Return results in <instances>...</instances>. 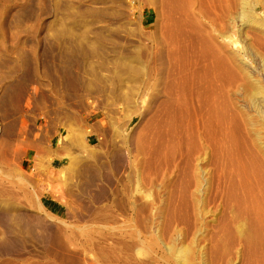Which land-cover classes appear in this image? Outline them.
Instances as JSON below:
<instances>
[{
	"label": "bare ground",
	"instance_id": "6f19581e",
	"mask_svg": "<svg viewBox=\"0 0 264 264\" xmlns=\"http://www.w3.org/2000/svg\"><path fill=\"white\" fill-rule=\"evenodd\" d=\"M149 2L147 48L103 71L150 102L129 120L131 160L110 152L114 179L96 155L98 109L0 146V264H264V0Z\"/></svg>",
	"mask_w": 264,
	"mask_h": 264
},
{
	"label": "rangeland",
	"instance_id": "374dc122",
	"mask_svg": "<svg viewBox=\"0 0 264 264\" xmlns=\"http://www.w3.org/2000/svg\"><path fill=\"white\" fill-rule=\"evenodd\" d=\"M156 18L149 0H0L1 148L6 143L13 148L24 131L32 139L48 127L76 131L88 125L85 113L98 109L89 123L101 122L104 140L96 155L116 179L110 152L124 149L126 162L131 160L123 142L129 120L150 102L121 92L113 73L103 71L114 68L109 64L114 51L147 48ZM216 182L214 174L211 197L221 216L225 198ZM45 200L63 210L58 200Z\"/></svg>",
	"mask_w": 264,
	"mask_h": 264
}]
</instances>
